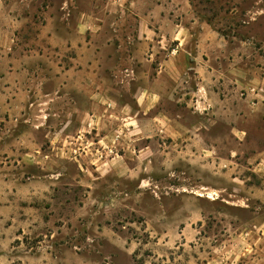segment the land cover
I'll return each instance as SVG.
<instances>
[{"label": "crops", "instance_id": "0c3cea01", "mask_svg": "<svg viewBox=\"0 0 264 264\" xmlns=\"http://www.w3.org/2000/svg\"><path fill=\"white\" fill-rule=\"evenodd\" d=\"M114 1L134 7L80 11L73 26L49 21L37 27L9 15L13 20L0 38L6 127L19 131L16 140L26 145L46 131V157L77 162L87 185L91 178L141 172L154 177L180 162L182 194L204 190L216 196L211 202L254 214L243 232L223 240L218 260L264 264V142L248 134L249 112L243 111L263 95L240 96L233 110L229 90L231 82L240 90L252 85L248 68L221 53L225 43L210 41L192 52V27L169 22L164 3L139 10L133 0ZM107 14L113 17L109 27L102 20ZM106 32L113 38L106 40ZM204 177L208 182H199ZM195 231L187 222L181 236L197 240Z\"/></svg>", "mask_w": 264, "mask_h": 264}, {"label": "rangeland", "instance_id": "374dc122", "mask_svg": "<svg viewBox=\"0 0 264 264\" xmlns=\"http://www.w3.org/2000/svg\"><path fill=\"white\" fill-rule=\"evenodd\" d=\"M133 1L139 10L166 4L169 22L192 27V52L210 41L227 44L221 53L233 65L246 66L252 84L241 90L229 84L232 108L239 110L240 96L247 98L249 92L263 95L255 98L258 105L250 100L242 108L249 112L248 134L264 142V0ZM130 4L0 0V38L13 20L10 16L26 17L37 27L49 21L73 26L80 11H120L132 9ZM102 20L109 27L113 17L107 14ZM205 24L208 31L202 29ZM168 36L172 41L174 35ZM104 37L110 40L113 34ZM18 132L0 116V264H223L218 260L223 240L243 232L254 217L250 210L211 202L216 196L204 190L182 194L180 162H170L168 170L154 177L141 172L135 178H91L87 185L77 162L46 157L51 149L46 131L36 132L35 145L19 144ZM187 222L196 229L197 240L181 236Z\"/></svg>", "mask_w": 264, "mask_h": 264}]
</instances>
